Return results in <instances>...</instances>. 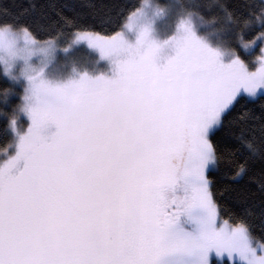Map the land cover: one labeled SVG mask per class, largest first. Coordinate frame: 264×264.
<instances>
[{"label":"snow or ice","instance_id":"1","mask_svg":"<svg viewBox=\"0 0 264 264\" xmlns=\"http://www.w3.org/2000/svg\"><path fill=\"white\" fill-rule=\"evenodd\" d=\"M5 13L3 74L23 94L18 151L0 164V264H264V237L246 216L220 219L209 179L255 184L264 224V48L255 70L239 52L264 44V0H144L111 35L76 32L110 76L65 75L60 33L38 40Z\"/></svg>","mask_w":264,"mask_h":264},{"label":"trees","instance_id":"2","mask_svg":"<svg viewBox=\"0 0 264 264\" xmlns=\"http://www.w3.org/2000/svg\"><path fill=\"white\" fill-rule=\"evenodd\" d=\"M143 0H0V17H18L20 21L32 25L38 40L51 39L58 33V43L64 45L76 32H91L93 34L111 35L120 30V25L125 23L121 13L126 12V7L131 9L133 5H139ZM176 3V0H174ZM63 17L74 18L78 27L73 28L64 22ZM175 17L169 25L174 26ZM164 27V26H162ZM171 28L164 32L158 39H163L165 33L169 34ZM261 44L251 46L248 49H239L241 58L247 62L248 68L254 67L258 61L255 56L259 53ZM80 49H84L81 48ZM75 51L66 56H57L56 62L62 65L67 75L73 66H76L73 55ZM173 54L171 49H165L161 55L163 62L166 55ZM88 63L94 67L89 71H102L105 75H112L115 65L109 61L99 60L95 55L88 54ZM229 57H224L227 61ZM77 67V66H76ZM78 68V67H77ZM80 69V68H78ZM96 71L92 74L95 75ZM5 89L9 91L6 93ZM23 85L19 82H11L3 74L0 68V164L15 156L18 151L19 135L14 133L10 126L13 119V110L20 103ZM7 96V100H5ZM245 102L237 106L233 115L242 114L245 110ZM17 129L23 134L29 124L27 116L19 113L16 117ZM54 124H49L44 130L54 129ZM223 131L216 133L215 139H219ZM18 161V160H17ZM209 179L212 181L214 199L218 204L219 216L230 224L239 216H246L252 223L253 232L257 238L264 237V224L259 218V205L261 196L256 185L241 181L232 183L220 173H212ZM264 242V239H261Z\"/></svg>","mask_w":264,"mask_h":264},{"label":"rangeland","instance_id":"3","mask_svg":"<svg viewBox=\"0 0 264 264\" xmlns=\"http://www.w3.org/2000/svg\"><path fill=\"white\" fill-rule=\"evenodd\" d=\"M144 2V0H143ZM142 2V3H143ZM150 2L154 5H157V6H160V7H167V6H170L172 4H174V0H150ZM173 17H171L168 21V23H170V21L172 20ZM126 22V21H125ZM163 24L162 23H159L157 24V33L155 34L156 36L158 37H162L161 35L165 32L164 30V27H162ZM91 33V32H89ZM170 34V33H169ZM127 37L134 41V33L132 32H129V33H126ZM165 35H167L165 33ZM164 35V36H165ZM75 40V35H73L68 41L67 43H65L64 45H60L58 43V47H57V50H56V53H55V57L57 56H66L68 55L69 53L75 51V54L73 55V58H74V61L76 63V66L80 69H87V70H92L93 68L91 67H94V64L93 63H88V54H93L95 55L98 59V52L92 50L91 48L88 47L87 43L86 42H79V43H73V41ZM71 44V46L69 47V45ZM81 48H84V49H80ZM64 48H68L69 50L67 52L63 51ZM261 48H264V44H261L260 47H259V53L255 56V59L258 61V63L252 67V68H249V70H255L254 68L255 67H259V58H260V55H261V52H260V49ZM99 60H102V61H109L111 62L109 59L105 58V59H99ZM0 68L2 69L3 71V61L2 59H0ZM7 77V76H5ZM11 82L15 83V82H18V81H12L9 77H7ZM23 94V92H22ZM55 128L54 129H49L47 131H44L43 133L46 135V136H51L54 132H55ZM23 165H24V161L23 159H19L16 163V167L12 170L13 172H16L20 169L23 168ZM221 219V218H220ZM222 221H225L223 219H221ZM262 243H264L263 241H261Z\"/></svg>","mask_w":264,"mask_h":264}]
</instances>
